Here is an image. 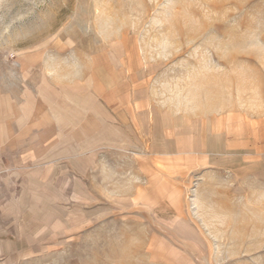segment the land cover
I'll list each match as a JSON object with an SVG mask.
<instances>
[{
	"label": "rangeland",
	"instance_id": "1",
	"mask_svg": "<svg viewBox=\"0 0 264 264\" xmlns=\"http://www.w3.org/2000/svg\"><path fill=\"white\" fill-rule=\"evenodd\" d=\"M112 46L162 112L167 154L101 151L85 198L51 214H28L51 199L0 166V264H264V151H211L222 116L264 119V0H0V93Z\"/></svg>",
	"mask_w": 264,
	"mask_h": 264
},
{
	"label": "crops",
	"instance_id": "2",
	"mask_svg": "<svg viewBox=\"0 0 264 264\" xmlns=\"http://www.w3.org/2000/svg\"><path fill=\"white\" fill-rule=\"evenodd\" d=\"M117 48L79 58L70 68H53L43 74L41 82L23 85L19 92L0 93V166L10 172L5 177L14 189L22 179L40 183L44 188L37 195L27 186L21 196L52 201L41 210L27 205L28 214L53 213L59 198L84 199L82 182L103 150H149L158 157L167 154L162 112L153 106L155 103L145 101L149 93L143 91L136 65L123 55L126 48ZM221 121L219 133L213 135L217 147L214 151L211 146L212 153L231 155L236 148L246 150L243 155L261 157L264 119L238 124L222 116ZM250 124L255 127L253 133L262 137L254 144ZM189 136L190 150L185 151L193 154L198 137L194 131ZM176 148L179 151L174 149V155L182 153L181 147ZM8 204L14 208L10 211L17 213L16 201ZM79 205L77 201L74 207ZM63 207L65 212L67 207ZM15 225L45 224L28 220Z\"/></svg>",
	"mask_w": 264,
	"mask_h": 264
}]
</instances>
